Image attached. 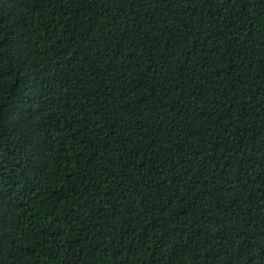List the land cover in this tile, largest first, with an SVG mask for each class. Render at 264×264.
Instances as JSON below:
<instances>
[{"label": "trees", "instance_id": "obj_1", "mask_svg": "<svg viewBox=\"0 0 264 264\" xmlns=\"http://www.w3.org/2000/svg\"><path fill=\"white\" fill-rule=\"evenodd\" d=\"M0 264H264V0H0Z\"/></svg>", "mask_w": 264, "mask_h": 264}]
</instances>
